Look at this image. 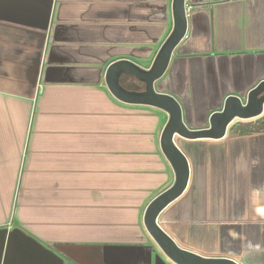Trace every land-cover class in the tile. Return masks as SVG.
<instances>
[{"label":"crops","instance_id":"0c3cea01","mask_svg":"<svg viewBox=\"0 0 264 264\" xmlns=\"http://www.w3.org/2000/svg\"><path fill=\"white\" fill-rule=\"evenodd\" d=\"M185 5L154 88L197 130L264 81V0ZM172 27V0H0V264H176L143 220L174 182L160 147L169 115L105 82L118 60L148 69ZM256 120L217 140L175 136L189 181L157 223L178 246L264 264V131H240Z\"/></svg>","mask_w":264,"mask_h":264},{"label":"water","instance_id":"95a60500","mask_svg":"<svg viewBox=\"0 0 264 264\" xmlns=\"http://www.w3.org/2000/svg\"><path fill=\"white\" fill-rule=\"evenodd\" d=\"M172 17V30L148 69H142L128 60H118L109 65L105 74L108 89L120 101L154 106L169 115L160 136V147L173 169L174 182L148 204L143 217L144 225L162 252L176 264H240L226 257H203L178 246L159 227L157 217L167 205L184 192L189 181L188 160L178 148L175 136L187 140H217L225 136L228 126L234 119L256 120L263 117L264 81L247 93L244 103L238 96H227L222 109L210 115L207 128L197 130L187 128L182 121L181 107L176 99L168 94L156 92L154 88V82L166 71L174 48L186 33L185 0H172ZM122 76L143 82L144 89L139 90L138 85L131 90L124 87L121 83Z\"/></svg>","mask_w":264,"mask_h":264},{"label":"trees","instance_id":"16d2710c","mask_svg":"<svg viewBox=\"0 0 264 264\" xmlns=\"http://www.w3.org/2000/svg\"><path fill=\"white\" fill-rule=\"evenodd\" d=\"M240 131L242 133H253V132L264 131V116L251 124H246L242 126Z\"/></svg>","mask_w":264,"mask_h":264},{"label":"rangeland","instance_id":"374dc122","mask_svg":"<svg viewBox=\"0 0 264 264\" xmlns=\"http://www.w3.org/2000/svg\"><path fill=\"white\" fill-rule=\"evenodd\" d=\"M234 122H239V121H238V119H237V120H235Z\"/></svg>","mask_w":264,"mask_h":264},{"label":"bare ground","instance_id":"6f19581e","mask_svg":"<svg viewBox=\"0 0 264 264\" xmlns=\"http://www.w3.org/2000/svg\"><path fill=\"white\" fill-rule=\"evenodd\" d=\"M234 120H236V119H234ZM234 120H233V121H234ZM233 121H232V122H233Z\"/></svg>","mask_w":264,"mask_h":264}]
</instances>
